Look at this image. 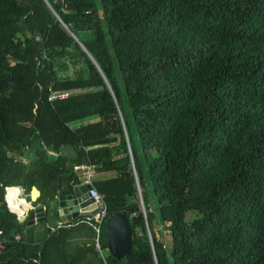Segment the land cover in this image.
Instances as JSON below:
<instances>
[{"label":"trees","instance_id":"16d2710c","mask_svg":"<svg viewBox=\"0 0 264 264\" xmlns=\"http://www.w3.org/2000/svg\"><path fill=\"white\" fill-rule=\"evenodd\" d=\"M49 2L0 0V264H80L92 215L28 245L8 206L76 168L113 175L91 186L131 223L108 264H264V0Z\"/></svg>","mask_w":264,"mask_h":264},{"label":"water","instance_id":"95a60500","mask_svg":"<svg viewBox=\"0 0 264 264\" xmlns=\"http://www.w3.org/2000/svg\"><path fill=\"white\" fill-rule=\"evenodd\" d=\"M44 1L53 10L49 0ZM60 155L72 159L77 158L76 152L69 146L62 147ZM30 159L36 160L35 151L27 153L26 161ZM82 170H85V173L88 171L87 169ZM82 170L77 169V173L81 174ZM18 189L23 192L22 187H18ZM90 189L91 186L85 182V179L80 178V183L74 185L68 194H59L44 208L39 206L31 211L24 219L27 244L42 243L48 237V229L58 222L66 223L79 216L94 215L98 211V207L87 194ZM34 193L38 194L37 197L40 195L36 188L32 189L33 197ZM105 236L107 238L106 247L114 259L121 260L132 253V226L125 212H115L108 216L105 224Z\"/></svg>","mask_w":264,"mask_h":264},{"label":"crops","instance_id":"0c3cea01","mask_svg":"<svg viewBox=\"0 0 264 264\" xmlns=\"http://www.w3.org/2000/svg\"><path fill=\"white\" fill-rule=\"evenodd\" d=\"M84 169H87V168H84ZM92 171L94 172V170H92ZM78 175L80 176V178H85L84 177L85 176V170H82V173L81 174H78ZM95 177H98V178L95 179ZM93 178L95 180H103V179L109 180V179L114 178V176L113 175L108 176V174L107 175H97L94 172L91 180ZM10 189H18V187L9 188L8 189V197H9V190ZM38 197H36V198L33 197L32 191L29 194V193H26V191L24 190V192L18 193L17 200H16V197H14V205H15L14 207H16V208H18L20 210H23L26 207L28 208V206L24 205L23 203H20V201H22V199H25L28 203H31L32 205H35L36 199ZM38 206L44 207L45 205H38ZM30 212L31 211L27 210L26 216H28V214H30ZM72 221L73 220H71L70 222H66V223H59L58 222L57 224H55V226L54 225L51 226L48 230H50L51 232H54L55 233L56 231H58L59 228H62L64 226H66L67 228H69V227L74 226L76 224V223L75 224L72 223ZM90 227L83 226V229L85 230L84 235H81V236L74 235V237L72 239H70L68 241V244H66V246H65V252H66V254L69 257H76L77 259H79L78 262L80 264H100V263H102V262H100V260L98 258L97 252L94 250V247H93L94 230H93L92 227H91L92 229ZM92 230H93V235H92ZM47 233H48V231H47ZM25 239H26V237H25ZM106 241H107V238H106ZM36 244H40V243H33L32 245H36ZM91 246L93 247V250L88 251L87 249L89 247H91Z\"/></svg>","mask_w":264,"mask_h":264},{"label":"built area","instance_id":"2783aa9c","mask_svg":"<svg viewBox=\"0 0 264 264\" xmlns=\"http://www.w3.org/2000/svg\"><path fill=\"white\" fill-rule=\"evenodd\" d=\"M54 2L62 3V5L64 6L63 8H65L66 0H54ZM67 96H68L67 93H62L58 96V98H66ZM77 169L82 170L84 168H76V170ZM87 170L88 171L85 173L84 179H85V182L91 186V178L94 172L92 171L91 168H87ZM87 194L89 198H91L93 202L97 204V207H98V211L94 215H92L93 220L91 219L86 220V222L94 230L93 247H94V250L97 252L100 262H102V264H108L109 252H108L106 245H104L103 239H102L104 225L108 218V205L105 201L104 195L98 193L94 188H92V186H91V189L87 191ZM22 201H24L23 203L24 205L26 206L30 205V207H28L29 211H34L37 207H39L38 205L35 206V205H32L31 203H28L25 199H22ZM9 202L11 201L8 198V206H9ZM16 241L20 242L21 237L17 236ZM7 244H8V241L5 239V233L2 229H0V255H2L6 251Z\"/></svg>","mask_w":264,"mask_h":264},{"label":"clouds","instance_id":"9594fccd","mask_svg":"<svg viewBox=\"0 0 264 264\" xmlns=\"http://www.w3.org/2000/svg\"><path fill=\"white\" fill-rule=\"evenodd\" d=\"M6 199H7V197H6ZM20 203H24V201H20ZM28 207H30V205ZM27 210H28L27 207L25 209H23V210H18V208H14L12 206V203L9 202V211L14 212L17 215L18 221L21 222V223L26 218Z\"/></svg>","mask_w":264,"mask_h":264},{"label":"rangeland","instance_id":"374dc122","mask_svg":"<svg viewBox=\"0 0 264 264\" xmlns=\"http://www.w3.org/2000/svg\"><path fill=\"white\" fill-rule=\"evenodd\" d=\"M95 119H89V120H85V121H83V122H80V123H77L76 124V126H78V125H80V124H85V123H88V122H91V121H94ZM108 176H110V175H108ZM98 177H95V179H97ZM55 226V225H54ZM166 232V235H165V237H164V241L167 243V244H171V237H170V235H169V232L168 231H165Z\"/></svg>","mask_w":264,"mask_h":264},{"label":"bare ground","instance_id":"6f19581e","mask_svg":"<svg viewBox=\"0 0 264 264\" xmlns=\"http://www.w3.org/2000/svg\"><path fill=\"white\" fill-rule=\"evenodd\" d=\"M37 193H34V197L36 198L37 197ZM11 203H12V206L14 207L15 205H14V201H11ZM18 206V205H17Z\"/></svg>","mask_w":264,"mask_h":264}]
</instances>
